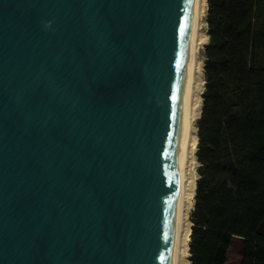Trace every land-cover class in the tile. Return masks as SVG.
I'll list each match as a JSON object with an SVG mask.
<instances>
[{
  "label": "water",
  "instance_id": "1",
  "mask_svg": "<svg viewBox=\"0 0 264 264\" xmlns=\"http://www.w3.org/2000/svg\"><path fill=\"white\" fill-rule=\"evenodd\" d=\"M193 1L0 0V264L171 263Z\"/></svg>",
  "mask_w": 264,
  "mask_h": 264
},
{
  "label": "trees",
  "instance_id": "2",
  "mask_svg": "<svg viewBox=\"0 0 264 264\" xmlns=\"http://www.w3.org/2000/svg\"><path fill=\"white\" fill-rule=\"evenodd\" d=\"M257 0H209L206 91L198 134L190 264H225L232 238L240 264H264V67L254 66Z\"/></svg>",
  "mask_w": 264,
  "mask_h": 264
},
{
  "label": "bare ground",
  "instance_id": "3",
  "mask_svg": "<svg viewBox=\"0 0 264 264\" xmlns=\"http://www.w3.org/2000/svg\"><path fill=\"white\" fill-rule=\"evenodd\" d=\"M206 0H194L189 24V46L186 56V79L184 85V123L181 135V158L175 185V225L172 235L170 264H189L191 222L188 213L193 206L198 164L196 119L201 116L204 87L203 45L208 35L204 13ZM238 238V237H237ZM239 239V238H238Z\"/></svg>",
  "mask_w": 264,
  "mask_h": 264
},
{
  "label": "rangeland",
  "instance_id": "4",
  "mask_svg": "<svg viewBox=\"0 0 264 264\" xmlns=\"http://www.w3.org/2000/svg\"><path fill=\"white\" fill-rule=\"evenodd\" d=\"M206 4H207V9L205 10L204 17H203L206 25L203 29V33L208 35V40L203 45L204 57H203V63L202 64H203V73H204V87H203V92L201 95L203 99H204V94L206 91V81H207L204 66L207 62V55L205 52V47L209 43V34H208L209 26H208V21H207L209 0H206ZM253 31H254V39H253L254 66L261 68V67H264V0H257L256 1L255 8H254ZM202 111H203V104H202ZM202 111H201V116L198 119H196V121H195V125L197 127V134H198V130H199L200 118H202L201 120L206 119V115L202 114ZM199 142H200V137L198 134L196 156H197V153L202 150V149L200 150ZM197 160H198V156H197ZM202 165L203 164L198 160V164L196 167L197 179H196V186H195V193H194V202H193L192 208L190 209V211L188 213V217H189V220L191 222V229L195 225V221L197 219V211H196V207H195V203H196L195 194H196L197 182L201 177V173L199 170L204 169V166H202ZM190 242H191V240H190ZM189 249H190V246H189ZM242 249H243V240L241 238L238 239L237 237L232 238L231 243H230V247L227 251L225 264H240L241 256H242ZM190 256H191V253H190ZM190 256H189V259H190ZM190 263H191V261L189 262V264Z\"/></svg>",
  "mask_w": 264,
  "mask_h": 264
},
{
  "label": "clouds",
  "instance_id": "5",
  "mask_svg": "<svg viewBox=\"0 0 264 264\" xmlns=\"http://www.w3.org/2000/svg\"><path fill=\"white\" fill-rule=\"evenodd\" d=\"M46 27L48 26V25H45Z\"/></svg>",
  "mask_w": 264,
  "mask_h": 264
}]
</instances>
